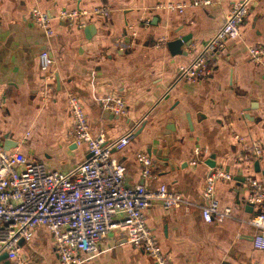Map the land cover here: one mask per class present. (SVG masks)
I'll return each mask as SVG.
<instances>
[{
  "label": "crops",
  "instance_id": "obj_1",
  "mask_svg": "<svg viewBox=\"0 0 264 264\" xmlns=\"http://www.w3.org/2000/svg\"><path fill=\"white\" fill-rule=\"evenodd\" d=\"M238 1L192 6L189 0H0L3 146L8 140L7 150L18 149L48 169L73 168L88 155L71 134L68 96L74 95L94 136L109 141L133 129L129 144L112 153L126 165V184L146 189L166 184L171 192L205 204L201 190L207 173L222 169L231 175L216 182L214 194L219 207L230 208L235 219L208 223L198 208L164 209L159 204L147 210V226L169 264H264V251L253 247L257 229L246 222L256 210L247 200L246 177L264 184V60L252 61L247 53L249 46L264 42V0H252L239 37L226 42L210 74L193 82L179 77L180 68L196 59ZM180 2L186 3L181 14L164 7ZM34 6L50 15L51 37L33 24ZM103 6L109 15L88 17L87 26L94 28L87 34L56 18L60 10ZM184 36L189 45L182 46L184 53L173 54L167 43ZM118 41L126 47L119 49ZM43 49L54 58L52 77L39 67ZM107 94L125 99V115L100 106L98 100ZM170 122L175 131L165 135ZM235 135L262 143L258 168L255 161L242 160L243 143ZM139 151L153 158L152 177H142L135 159ZM211 155L214 167L206 164ZM194 159L197 163L190 164ZM20 256L26 264H59L52 234L42 225L33 229ZM1 264L17 263L3 257ZM83 264L153 262L126 242L123 232L111 229L100 241L98 255Z\"/></svg>",
  "mask_w": 264,
  "mask_h": 264
},
{
  "label": "built area",
  "instance_id": "obj_2",
  "mask_svg": "<svg viewBox=\"0 0 264 264\" xmlns=\"http://www.w3.org/2000/svg\"><path fill=\"white\" fill-rule=\"evenodd\" d=\"M252 0H240L233 4L224 22L214 35L200 49L196 59L188 66L180 68L179 77L193 82L210 74L218 57L229 40L239 37L240 25L246 17ZM192 6L208 5L211 0H189ZM168 10L183 13L186 3H167ZM109 8L98 7L91 11L64 9L56 18L69 28L84 29L88 17H107ZM31 19L46 37L54 30L50 15L38 6L31 8ZM148 20L145 21V25ZM132 35H136L133 31ZM164 41H161V43ZM119 49L126 47L118 41ZM160 47V43L155 45ZM252 61L264 60V42L247 48ZM39 67L52 77L54 58L47 49L38 54ZM99 104L114 115L126 114V102L121 96L107 94ZM68 106L73 119L72 137L77 146H85L87 157L68 171L48 169L43 162L30 159L18 149L7 150L0 141V264L1 255L17 264H26L20 256L19 240L30 242L33 229L42 225L51 234L59 264H83L98 255L99 243L111 229L123 232L126 242L141 249L153 264H169L162 252L158 237L146 223V212L154 204L164 209L180 208L188 211L198 208L205 222H222L235 219L230 208L221 209L214 190L219 179L230 180L231 175L222 169H211L204 180L201 195L205 204L192 202L176 192H171L166 184L155 189L144 185H128L125 182L126 165L113 156V151L123 150L130 142L133 129L106 141L102 135L94 136L88 125L80 99L68 96ZM244 148L242 160L257 161L263 154L259 140H245L239 135ZM198 157L200 150L195 148ZM135 159L141 167L143 178L153 176V158L139 151ZM194 159L190 164L195 165ZM247 200L255 208V213L246 222L257 229L253 237V247L264 251V184L250 176Z\"/></svg>",
  "mask_w": 264,
  "mask_h": 264
},
{
  "label": "water",
  "instance_id": "obj_3",
  "mask_svg": "<svg viewBox=\"0 0 264 264\" xmlns=\"http://www.w3.org/2000/svg\"><path fill=\"white\" fill-rule=\"evenodd\" d=\"M93 28H94L93 25H89V26H87V27L84 28V32L87 34L88 32L93 31ZM183 45H186V46L189 45V39H188V37H185V36L184 37H179V38L173 39V40H171V41H169L167 43L168 48L171 50V52H173V54L184 53L182 51V49H181ZM165 130H166L165 135H168L171 132H174L175 131V127L172 124V122H170V124H167L165 126ZM8 144H9V141L8 140H5L4 141V148L5 149L8 148L7 147ZM213 159H214V156L213 155L209 156V158L206 160V164L208 166L214 167V161H213ZM254 165H255V167L258 168V161H255ZM250 206L252 207V205H250ZM23 244H24V240L23 239L19 240V245L22 246ZM3 257H7L6 252L1 255V259Z\"/></svg>",
  "mask_w": 264,
  "mask_h": 264
}]
</instances>
